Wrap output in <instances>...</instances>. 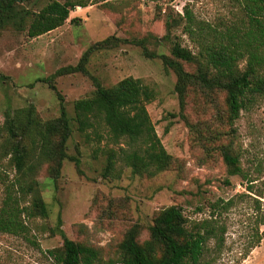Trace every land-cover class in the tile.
<instances>
[{"label": "rangeland", "instance_id": "rangeland-1", "mask_svg": "<svg viewBox=\"0 0 264 264\" xmlns=\"http://www.w3.org/2000/svg\"><path fill=\"white\" fill-rule=\"evenodd\" d=\"M50 1L27 0L18 7L37 11ZM186 4L198 20L219 28L237 12L231 0H92L38 37L11 25L0 28V209L8 189L23 196L11 147L18 141L31 146L29 139L10 136L8 118L33 108L39 122H51L64 106L72 126L56 177L55 162L37 157L38 149L26 161L35 165L28 177L37 182L49 214L25 213L24 234L0 233V264H56L49 250L63 244L59 218L70 239L97 249L104 262L122 264L128 230L138 226L144 243L155 217L172 205L183 209L190 228L208 219L224 232L221 243L207 241L199 264H264V97L256 96L231 124L224 92L206 96L189 86L182 113L177 75L162 55L171 56L172 41L198 50L184 32ZM91 47L84 69L61 72L77 66ZM185 67L196 70L195 64ZM128 77L155 91L147 110L172 157L159 173H134L129 165L126 154L146 148L141 140L115 139L101 118H92L94 125L82 132L74 119L75 101L92 97L97 83L111 87ZM224 146L239 155L240 174H230ZM110 156L115 166L105 176ZM34 195L26 194L22 205L29 207Z\"/></svg>", "mask_w": 264, "mask_h": 264}, {"label": "trees", "instance_id": "trees-1", "mask_svg": "<svg viewBox=\"0 0 264 264\" xmlns=\"http://www.w3.org/2000/svg\"><path fill=\"white\" fill-rule=\"evenodd\" d=\"M25 1L0 0V28L11 25L17 30L27 29L28 36L34 38L62 26L73 10L89 6L92 0H51L37 11L19 8V3ZM231 1L237 12L222 28L198 20L186 4L184 32L198 50L194 52L180 41H172L171 56L162 57L177 75L176 90L182 113L187 88L196 86L206 96L210 92H224L227 117L234 124L256 96L264 97V0ZM72 21L77 22V19ZM167 25L169 27V22ZM169 37L168 32L163 39ZM108 40L101 44H106ZM92 49L83 54L77 66L63 68L61 72L84 69ZM185 63L195 64L196 70H187ZM154 98V89L138 78L128 77L111 87L97 83L92 97L75 101L74 119L82 132L94 125L92 118H101L115 139L127 137L132 141L141 140L146 148L143 152L134 150L127 153L129 165L134 173H159L170 167L172 157L158 136L147 110V104ZM32 110H28L24 117L18 114L9 117V122H6L5 128L12 138L29 139L31 146L27 148L18 141L11 147L12 162L21 176L17 183L23 196L14 195L8 189V197L0 209V233L24 234L28 230L23 218L25 213L48 217L47 204L37 194V182L28 177V172H32L35 165H28L26 161L31 156L35 157L36 149L39 151L37 157L55 162V177L67 158L65 150L72 126L65 107L61 106L60 116L51 122H39ZM222 155L230 174H240L239 155L229 146L223 147ZM76 161L79 165V160ZM114 166V157L110 156L104 175L109 176ZM31 192H35L32 204L23 206L22 200ZM189 224L183 209L172 205L155 217L149 227L150 238L144 243L138 241V226H133L120 246L122 264H199L207 241L217 238L221 243L224 232H220L208 219L192 228ZM57 227L63 244L49 250L56 264H115L112 260L104 262L94 247L70 239L61 229L60 218Z\"/></svg>", "mask_w": 264, "mask_h": 264}]
</instances>
